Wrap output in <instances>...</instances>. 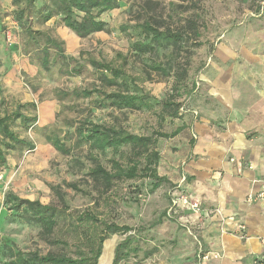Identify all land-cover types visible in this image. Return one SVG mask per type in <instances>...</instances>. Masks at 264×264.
<instances>
[{
    "label": "rangeland",
    "instance_id": "rangeland-1",
    "mask_svg": "<svg viewBox=\"0 0 264 264\" xmlns=\"http://www.w3.org/2000/svg\"><path fill=\"white\" fill-rule=\"evenodd\" d=\"M124 2L123 8L103 15V20L109 24V33L93 34L85 39L77 37L58 19L46 25L35 20L33 29L64 41L69 57L79 58L83 53L84 59L80 58L78 65L81 66V74L66 75L67 68L57 61L49 77L38 66L37 51L26 48L25 34L15 20L13 0H0V119L17 111L30 119L37 116L32 125H26L23 120L12 123L16 134L31 142L35 149L17 148L8 153L7 163L0 165V264L9 260L8 248L25 254L44 256L55 253L79 259L97 246L104 223L128 226L132 231L109 236L103 244L98 264H113L117 245L129 236L133 238L132 247H137L139 252L131 253L120 264L173 263L171 255L176 249L174 218L177 214L173 215V211L167 214V210L172 194L177 190L173 181L180 177V167L174 164L173 159L176 153L180 154L177 139H157L154 146L160 153V161L156 164L158 175L170 180L169 183H163L154 190L156 181L141 177L133 181H115L107 190L90 176L91 169L99 163L112 170V160L127 166L132 158V147H121L116 153L110 149L101 153L80 140L76 131L86 120L147 137H152L155 131L173 133L179 127L178 121L170 119L169 113L162 110V101L173 94V78L153 71L149 66V58L161 63L172 60L171 48H162L159 53L142 57L130 50L131 43L138 40L134 26L140 18L145 20L154 16L161 20L162 26L172 29L184 26L188 19L198 18L201 36L196 41L194 37H188L187 48L191 52L189 73L180 92L182 96L177 101L184 104L186 100V108L197 104L202 113L213 112L215 117V113L221 111L223 98L217 89L214 90L216 94L209 95L210 99L200 95L199 104L192 93L194 86L201 90L207 74L217 76L215 82L221 87L242 81L259 85L264 79L260 69L249 70L250 65H264V0ZM146 4L152 5V11L146 10ZM121 26L129 28L124 32L119 30ZM90 56L111 62L116 67L123 66L126 59L128 63L124 69L129 77L134 78L131 91L139 90L138 93L152 98V108L142 111L119 110L110 106L99 109L98 100L104 99L98 94L91 98L72 95L59 98L57 93L72 94L75 89L114 91L101 86V73L94 71L85 61ZM185 56L183 54L180 59L182 64H185ZM51 60H54V55ZM71 64L70 69L77 66L76 63ZM34 103L37 104L36 110L29 107ZM180 118L183 117L177 119ZM51 135L63 140L70 149L69 155L57 152L47 142V136ZM3 140L0 134L1 149L4 148ZM141 160L140 169L143 170L146 161L144 157ZM11 195L59 209L57 226L51 238H45L41 225L29 219L31 213L11 207L7 202ZM89 213L96 222L82 220V215Z\"/></svg>",
    "mask_w": 264,
    "mask_h": 264
},
{
    "label": "trees",
    "instance_id": "trees-1",
    "mask_svg": "<svg viewBox=\"0 0 264 264\" xmlns=\"http://www.w3.org/2000/svg\"><path fill=\"white\" fill-rule=\"evenodd\" d=\"M125 0H13L15 7V20L19 24L22 32L26 37V48L37 51L38 66L41 70L50 77L53 73L52 67L57 61L65 65L66 75L76 76L81 74L82 69L79 65V58L69 57L65 51V43L57 38H54L46 32L34 30L33 25L35 20L42 25H46L52 20L60 22L65 28L73 32L77 37L85 39L93 34L109 33V24L103 20V15L121 9L125 6ZM151 2V1H150ZM152 3V2H151ZM146 10L152 11V5L146 4ZM1 12V6H0ZM140 21L134 26L135 33H138V40L132 42L130 50L133 54L142 57L145 55H153L160 52L162 48H171L174 58L167 62L151 61L149 65L153 71L160 72L164 76L173 78V94L162 101V110L169 113L170 119L183 117L184 112L188 109L184 104H179L177 101L182 96L180 93L183 90V85L188 77L191 52L188 47V37H194V40L200 39L201 33L199 29L198 18L186 20V24L177 29H172L170 26H162L161 20L154 16ZM142 20V21H141ZM128 26H121L120 31H126ZM190 35V36H189ZM202 44L200 43L199 46ZM157 53V54H158ZM185 54V64H182L180 59ZM54 55V60L51 56ZM84 59V58H82ZM94 71L101 73V86L106 89H114L113 92H100L94 90H73L69 92H59L57 96L63 97L75 96L76 98H91L94 94L100 95L104 100H98V108L115 107L119 110L130 109L133 111L150 110L152 108L151 99L145 94L138 93L139 90L131 91V83L134 78H131L126 73L124 66L128 63L124 60L123 66H114L113 63L105 60L99 61L93 57L85 59ZM71 63H76L77 66L70 69ZM196 89L193 87L192 93ZM58 98V99H59ZM59 99V100H61ZM184 106V107H183ZM36 110L37 104L29 105ZM37 116L28 118L19 111L12 115H7L0 119V134L4 140L2 142L3 149L0 148V165L7 163L8 153L15 151L17 148L27 147L34 150L35 146L22 139L12 129V123L18 120H23L26 125H32L36 122ZM164 119V117H163ZM164 121V120H162ZM80 140L89 144L91 149L105 153L108 149L114 153L118 152L121 147H132V158L129 159L127 166H122L118 161L112 160V170H107L99 163L91 169L90 176L101 182L105 189L109 190L115 181H133L137 178H151L156 182L153 184V189H158L163 183H169L165 177L158 175L157 163L160 161V153L154 149L157 139H172L181 131L180 128L173 133L154 132L152 137L139 136L127 131L117 129L114 126L108 127L100 124H95L92 121L86 120L76 129ZM47 142L51 144L55 150L61 154L69 155L70 149L57 135L47 136ZM141 157L146 161L145 168L140 169L142 164ZM59 196L58 191L56 192ZM60 201H64L63 197L59 196ZM14 209H24L27 213H31L29 219L42 227V233L45 238H51L57 226V217L59 209L54 206L43 205L39 201L22 200L16 196H12L7 200ZM83 221L96 222L93 215L83 214ZM132 228L128 226H119L115 223H104L103 234L98 237L96 247H92L89 252L82 255L79 259H73L64 254L48 253L41 256L39 253L25 254L21 251H15L13 248H8L9 260L4 264H98L102 255L103 244L109 236L128 234ZM133 238L130 236L126 240L117 245L114 253L113 264H120L122 261L129 258L131 253H138L137 247L133 248Z\"/></svg>",
    "mask_w": 264,
    "mask_h": 264
},
{
    "label": "crops",
    "instance_id": "crops-1",
    "mask_svg": "<svg viewBox=\"0 0 264 264\" xmlns=\"http://www.w3.org/2000/svg\"><path fill=\"white\" fill-rule=\"evenodd\" d=\"M249 67L264 75L263 64ZM204 79L196 102L217 89L222 107L217 120L197 104L175 119L181 131L174 137L180 154L173 158L180 177L167 210L177 214L179 226L172 264H264V200L258 199L264 190V79L223 87L215 75ZM180 194L197 200L200 210L173 208Z\"/></svg>",
    "mask_w": 264,
    "mask_h": 264
},
{
    "label": "built area",
    "instance_id": "built-area-1",
    "mask_svg": "<svg viewBox=\"0 0 264 264\" xmlns=\"http://www.w3.org/2000/svg\"><path fill=\"white\" fill-rule=\"evenodd\" d=\"M258 199L264 200V190L259 194ZM172 205L173 208L187 209L192 212H198L200 210V203L185 194H180L178 197L174 198ZM240 229L244 230L245 227L242 226Z\"/></svg>",
    "mask_w": 264,
    "mask_h": 264
}]
</instances>
